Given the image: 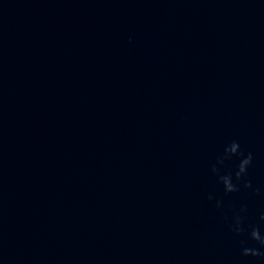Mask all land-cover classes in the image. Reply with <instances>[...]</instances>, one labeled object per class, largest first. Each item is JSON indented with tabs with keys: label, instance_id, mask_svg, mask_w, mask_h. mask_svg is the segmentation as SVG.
Instances as JSON below:
<instances>
[{
	"label": "water",
	"instance_id": "1",
	"mask_svg": "<svg viewBox=\"0 0 264 264\" xmlns=\"http://www.w3.org/2000/svg\"><path fill=\"white\" fill-rule=\"evenodd\" d=\"M237 215L264 233V0H0V264H264Z\"/></svg>",
	"mask_w": 264,
	"mask_h": 264
},
{
	"label": "clouds",
	"instance_id": "2",
	"mask_svg": "<svg viewBox=\"0 0 264 264\" xmlns=\"http://www.w3.org/2000/svg\"><path fill=\"white\" fill-rule=\"evenodd\" d=\"M233 156L242 157L241 162L239 164V170L236 172V180L244 182V178L248 174V168L252 164L253 157L251 153H249L245 157L243 152L241 151L240 144L235 141L225 149V156L223 159L220 160V163L223 164L224 159H231V157ZM213 172L219 174V169L214 167ZM220 180L224 184L225 191L227 193H234L239 191L238 185L233 182V178L230 174L220 176ZM244 186L249 189L252 188L250 182H244ZM209 199H212V197H209ZM242 211H246V208L242 209ZM261 220H264V216L261 217ZM231 228L236 235L238 236L247 235V237L251 241H254L255 245H257L253 247H248V246L243 247V251H242L243 256L259 258L261 261H264V233L261 232L260 227L250 226L248 229H246L244 226V218L240 215H237L234 218ZM241 243L246 244V241H242Z\"/></svg>",
	"mask_w": 264,
	"mask_h": 264
}]
</instances>
